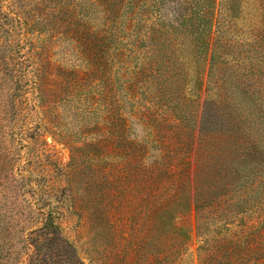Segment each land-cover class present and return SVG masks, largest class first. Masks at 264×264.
Listing matches in <instances>:
<instances>
[{
	"label": "rangeland",
	"instance_id": "374dc122",
	"mask_svg": "<svg viewBox=\"0 0 264 264\" xmlns=\"http://www.w3.org/2000/svg\"><path fill=\"white\" fill-rule=\"evenodd\" d=\"M0 264H264V0H0Z\"/></svg>",
	"mask_w": 264,
	"mask_h": 264
}]
</instances>
